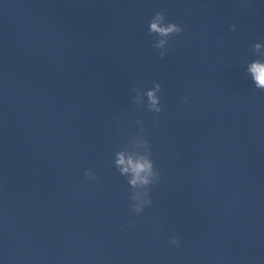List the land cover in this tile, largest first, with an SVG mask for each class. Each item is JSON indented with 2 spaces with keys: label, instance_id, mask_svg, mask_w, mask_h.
Instances as JSON below:
<instances>
[{
  "label": "clouds",
  "instance_id": "clouds-1",
  "mask_svg": "<svg viewBox=\"0 0 264 264\" xmlns=\"http://www.w3.org/2000/svg\"><path fill=\"white\" fill-rule=\"evenodd\" d=\"M166 17L164 15V13L157 11L154 15V18L151 19L150 21V27H149V35L153 34V33H159L160 35H169L171 33H176V34H180L183 29L175 24V23H167L166 26H162L161 25V21H165ZM234 30V26H232V28H230V31ZM254 49L259 50L261 47L260 43H255L253 45ZM161 58H163V55H160ZM250 71L254 74L255 79L257 81V87H264V64H261L260 62H255L252 64ZM161 90V85L159 83H156V91H160ZM148 97L151 101V103L153 105L157 104V97L155 96L153 91H149L148 92ZM160 102V101H159ZM162 111L161 106L159 108L155 109L156 113H159ZM124 161L121 159L119 161V163H123ZM135 170L137 171V174H139V172L141 170H147V171H151V164L148 162H145L143 164H137L134 166ZM91 172H86L87 176H90ZM144 183H148L147 179L144 180ZM148 204H151V200H149ZM142 211V210H141ZM178 239L177 238H172L170 240L171 244L177 245Z\"/></svg>",
  "mask_w": 264,
  "mask_h": 264
}]
</instances>
